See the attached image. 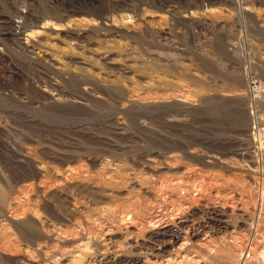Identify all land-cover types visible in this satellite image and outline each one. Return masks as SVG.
<instances>
[{"label":"rangeland","instance_id":"rangeland-1","mask_svg":"<svg viewBox=\"0 0 264 264\" xmlns=\"http://www.w3.org/2000/svg\"><path fill=\"white\" fill-rule=\"evenodd\" d=\"M263 53L264 0H0V264H264Z\"/></svg>","mask_w":264,"mask_h":264},{"label":"built area","instance_id":"built-area-1","mask_svg":"<svg viewBox=\"0 0 264 264\" xmlns=\"http://www.w3.org/2000/svg\"><path fill=\"white\" fill-rule=\"evenodd\" d=\"M245 82H246L249 98H250V93L253 92L255 89H260L262 90V92H264V77L262 79V77L257 73L252 71L246 72ZM252 104L249 105L247 111L249 113L248 116L250 120L249 132L253 138V141L255 142L256 148H258L264 153V114L261 112H257L253 108Z\"/></svg>","mask_w":264,"mask_h":264},{"label":"bare ground","instance_id":"bare-ground-1","mask_svg":"<svg viewBox=\"0 0 264 264\" xmlns=\"http://www.w3.org/2000/svg\"><path fill=\"white\" fill-rule=\"evenodd\" d=\"M264 98V92H262V90L260 89H255L253 92L250 93V100L253 102V108L257 111V112H263L264 110H260V108L256 105V103H259V99L260 98Z\"/></svg>","mask_w":264,"mask_h":264}]
</instances>
